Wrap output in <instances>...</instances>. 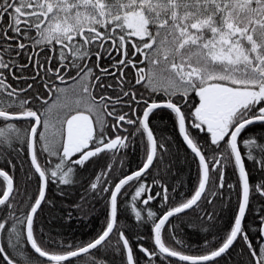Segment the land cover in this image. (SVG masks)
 <instances>
[{
	"label": "snow or ice",
	"instance_id": "6c2138e0",
	"mask_svg": "<svg viewBox=\"0 0 264 264\" xmlns=\"http://www.w3.org/2000/svg\"><path fill=\"white\" fill-rule=\"evenodd\" d=\"M0 264H264V0H0Z\"/></svg>",
	"mask_w": 264,
	"mask_h": 264
},
{
	"label": "trees",
	"instance_id": "16d2710c",
	"mask_svg": "<svg viewBox=\"0 0 264 264\" xmlns=\"http://www.w3.org/2000/svg\"><path fill=\"white\" fill-rule=\"evenodd\" d=\"M184 180L186 182L190 183L191 182V177L188 176V175H185ZM73 223H75V221ZM92 223L94 224L95 221H92ZM82 227H83V231H85V232L90 230V226L87 225V224H83V222H82ZM78 234H81V233H78Z\"/></svg>",
	"mask_w": 264,
	"mask_h": 264
}]
</instances>
